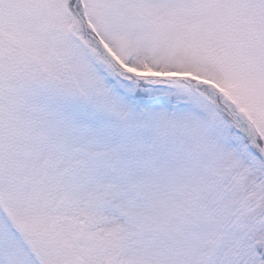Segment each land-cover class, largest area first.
<instances>
[{
  "label": "snow or ice",
  "instance_id": "1",
  "mask_svg": "<svg viewBox=\"0 0 264 264\" xmlns=\"http://www.w3.org/2000/svg\"><path fill=\"white\" fill-rule=\"evenodd\" d=\"M0 264H264V0H0Z\"/></svg>",
  "mask_w": 264,
  "mask_h": 264
}]
</instances>
